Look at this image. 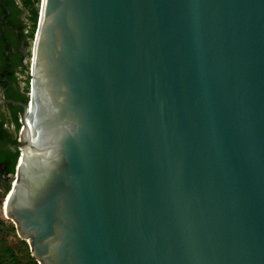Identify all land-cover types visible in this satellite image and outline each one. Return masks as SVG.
<instances>
[{
    "label": "water",
    "instance_id": "1",
    "mask_svg": "<svg viewBox=\"0 0 264 264\" xmlns=\"http://www.w3.org/2000/svg\"><path fill=\"white\" fill-rule=\"evenodd\" d=\"M30 55L32 259L264 264V0H40Z\"/></svg>",
    "mask_w": 264,
    "mask_h": 264
},
{
    "label": "flooded vegetation",
    "instance_id": "2",
    "mask_svg": "<svg viewBox=\"0 0 264 264\" xmlns=\"http://www.w3.org/2000/svg\"><path fill=\"white\" fill-rule=\"evenodd\" d=\"M10 14L3 0H0V160H8L18 150V146L13 143L7 119L10 124L13 123L16 113L20 121L23 111L20 104H25L23 98L26 96L20 78L22 67L17 65L18 55L23 56L22 63L25 65L26 48L19 40L18 32L13 27L15 19ZM4 111L7 117L3 115ZM10 175L6 165L0 164V184L5 183Z\"/></svg>",
    "mask_w": 264,
    "mask_h": 264
},
{
    "label": "trees",
    "instance_id": "3",
    "mask_svg": "<svg viewBox=\"0 0 264 264\" xmlns=\"http://www.w3.org/2000/svg\"><path fill=\"white\" fill-rule=\"evenodd\" d=\"M17 0H3V4L6 6V8L11 12V16H13V19H15V23L13 24V27L15 30H17L19 35V40L24 44V48L28 47L29 41H33L35 31L37 28V22L39 17V8L34 7V1L38 0H21L24 9L27 10L29 13L28 20L30 21L31 25L27 28L26 24L23 23L21 20V15L23 13L22 9H20L16 3ZM19 59L17 62V65L22 67V72L26 69V65L22 63L23 56L18 55ZM30 79V77H28ZM28 85L24 88V92H28ZM28 101V97L24 96L23 102L26 104ZM12 108V106H10ZM13 123L15 124V128H19L18 123V115L16 113L13 116ZM13 143L16 146H20V143L17 142L16 139H13ZM19 157V150H15V152L11 155V158L8 160L1 159L0 164H5L6 169L10 174L15 173V167L17 164V160ZM8 189L7 191H9ZM21 244L23 246H26V243L21 241ZM28 263L36 264V261L29 257ZM0 264H22L17 256V254L9 247L3 246L0 247Z\"/></svg>",
    "mask_w": 264,
    "mask_h": 264
},
{
    "label": "rangeland",
    "instance_id": "4",
    "mask_svg": "<svg viewBox=\"0 0 264 264\" xmlns=\"http://www.w3.org/2000/svg\"><path fill=\"white\" fill-rule=\"evenodd\" d=\"M16 3L18 5V7L20 9H22V11H23V13L21 15V20L23 21L24 24H26L27 28L30 27L31 23L28 20L29 13L27 12L26 9H24L21 0H17ZM39 4H40V0H38V2L34 1V7L35 8H39ZM32 42L33 41H29L28 47L26 48V56H28V57L26 58L25 63L27 61L30 62V57H31L30 51H31ZM26 65H28V64H26ZM28 77H30V70H29V68L27 69V67H26V69L20 74L21 85L24 88L26 87V85H28V89H30V79ZM25 95H26V97H28L29 90L27 93H25ZM3 115H5V117H7V114L5 111L3 112ZM7 121L9 122V130L11 133V137L16 139L17 142L20 143L19 132L21 129V123L19 121V118H18V123H19L18 129L15 128L14 123L10 124V121L8 119H7ZM13 180H14V174H11L7 178V181L5 183L0 184V247L7 246V247L11 248L17 254V256H18V258L22 264H33V263H28V259H29V257H31L28 243L19 237V235L16 231V228H15V224L13 223L12 220H10L9 218H6L4 216V213H3V205L5 202V198L7 196V193H8L7 190L11 188V184H12ZM21 241L25 242L26 246H23L21 244ZM36 264H38V263L36 262Z\"/></svg>",
    "mask_w": 264,
    "mask_h": 264
},
{
    "label": "built area",
    "instance_id": "5",
    "mask_svg": "<svg viewBox=\"0 0 264 264\" xmlns=\"http://www.w3.org/2000/svg\"><path fill=\"white\" fill-rule=\"evenodd\" d=\"M28 62V63H27ZM26 63H25V65L26 64H28V65H26V67H27V69L29 68L28 66L30 65V62L29 61H27Z\"/></svg>",
    "mask_w": 264,
    "mask_h": 264
},
{
    "label": "bare ground",
    "instance_id": "6",
    "mask_svg": "<svg viewBox=\"0 0 264 264\" xmlns=\"http://www.w3.org/2000/svg\"><path fill=\"white\" fill-rule=\"evenodd\" d=\"M25 152V149L23 150V153ZM5 201H6V199H5ZM5 203V202H4ZM4 206V205H3Z\"/></svg>",
    "mask_w": 264,
    "mask_h": 264
}]
</instances>
